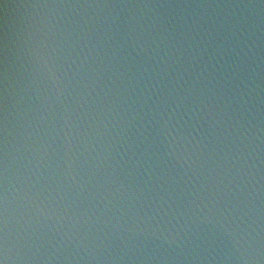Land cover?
I'll return each mask as SVG.
<instances>
[{
  "label": "water",
  "instance_id": "obj_1",
  "mask_svg": "<svg viewBox=\"0 0 264 264\" xmlns=\"http://www.w3.org/2000/svg\"><path fill=\"white\" fill-rule=\"evenodd\" d=\"M179 242L264 264V0H0V255Z\"/></svg>",
  "mask_w": 264,
  "mask_h": 264
},
{
  "label": "clouds",
  "instance_id": "obj_2",
  "mask_svg": "<svg viewBox=\"0 0 264 264\" xmlns=\"http://www.w3.org/2000/svg\"><path fill=\"white\" fill-rule=\"evenodd\" d=\"M4 259V264H8V252H7V246H6V243L4 245V248H3V257Z\"/></svg>",
  "mask_w": 264,
  "mask_h": 264
},
{
  "label": "snow or ice",
  "instance_id": "obj_3",
  "mask_svg": "<svg viewBox=\"0 0 264 264\" xmlns=\"http://www.w3.org/2000/svg\"><path fill=\"white\" fill-rule=\"evenodd\" d=\"M3 246L2 245H0V248H2ZM3 257V255H0V264H4V259L2 258Z\"/></svg>",
  "mask_w": 264,
  "mask_h": 264
}]
</instances>
